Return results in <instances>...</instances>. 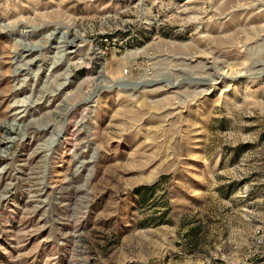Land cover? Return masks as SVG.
<instances>
[{"label": "rangeland", "instance_id": "rangeland-1", "mask_svg": "<svg viewBox=\"0 0 264 264\" xmlns=\"http://www.w3.org/2000/svg\"><path fill=\"white\" fill-rule=\"evenodd\" d=\"M0 264H264V0H0Z\"/></svg>", "mask_w": 264, "mask_h": 264}]
</instances>
